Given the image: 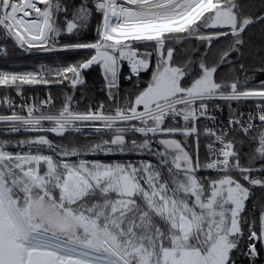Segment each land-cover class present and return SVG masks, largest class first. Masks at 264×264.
<instances>
[{"label": "snow or ice", "instance_id": "snow-or-ice-1", "mask_svg": "<svg viewBox=\"0 0 264 264\" xmlns=\"http://www.w3.org/2000/svg\"><path fill=\"white\" fill-rule=\"evenodd\" d=\"M17 52L77 58L0 71V264H264V0H0Z\"/></svg>", "mask_w": 264, "mask_h": 264}, {"label": "trees", "instance_id": "trees-1", "mask_svg": "<svg viewBox=\"0 0 264 264\" xmlns=\"http://www.w3.org/2000/svg\"><path fill=\"white\" fill-rule=\"evenodd\" d=\"M94 35L89 34L88 38ZM77 57L73 53H52V54H35L28 55L21 52L15 53L13 56L8 58L0 57V71H21V70H32L38 68L40 65H54L66 61L75 60ZM260 77H257L259 79ZM90 87L93 88V95H101L95 86L100 83L99 73L92 71L88 76ZM40 88L39 96L43 97L46 95L44 86H38ZM60 86H52V94L54 96L61 95L59 91ZM2 91V89H0Z\"/></svg>", "mask_w": 264, "mask_h": 264}, {"label": "built area", "instance_id": "built-area-1", "mask_svg": "<svg viewBox=\"0 0 264 264\" xmlns=\"http://www.w3.org/2000/svg\"><path fill=\"white\" fill-rule=\"evenodd\" d=\"M224 115H226V112L224 113Z\"/></svg>", "mask_w": 264, "mask_h": 264}, {"label": "rangeland", "instance_id": "rangeland-1", "mask_svg": "<svg viewBox=\"0 0 264 264\" xmlns=\"http://www.w3.org/2000/svg\"><path fill=\"white\" fill-rule=\"evenodd\" d=\"M21 71H23V70H21ZM91 71V70H90Z\"/></svg>", "mask_w": 264, "mask_h": 264}]
</instances>
